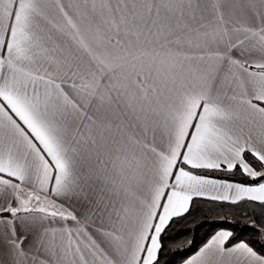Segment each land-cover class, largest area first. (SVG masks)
Listing matches in <instances>:
<instances>
[{
	"label": "snow or ice",
	"instance_id": "obj_1",
	"mask_svg": "<svg viewBox=\"0 0 264 264\" xmlns=\"http://www.w3.org/2000/svg\"><path fill=\"white\" fill-rule=\"evenodd\" d=\"M0 264H264V0H0Z\"/></svg>",
	"mask_w": 264,
	"mask_h": 264
}]
</instances>
